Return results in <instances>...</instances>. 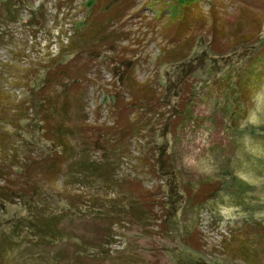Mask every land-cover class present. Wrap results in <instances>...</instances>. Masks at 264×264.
Masks as SVG:
<instances>
[{
  "label": "rangeland",
  "instance_id": "374dc122",
  "mask_svg": "<svg viewBox=\"0 0 264 264\" xmlns=\"http://www.w3.org/2000/svg\"><path fill=\"white\" fill-rule=\"evenodd\" d=\"M176 4L0 0V264H264V0H201L184 32ZM74 32L91 37L89 50L79 39L60 49ZM178 37L176 43L189 37L181 49L186 60L169 62L167 55L179 53L172 43ZM260 56V87L250 106L243 104L244 117L232 120V108L219 114L208 85L228 75L235 81ZM52 59L71 63L73 74L52 80L47 95L58 108L69 93L76 152L94 135L110 137L114 147L89 146L74 160L89 175L107 177L110 188L62 171L42 179V206L36 189L26 197L20 190L25 165L53 150L28 110ZM130 81L159 100L153 116L118 110L130 102L123 88ZM185 107L195 120L180 127ZM121 123L136 133L119 137ZM173 151L175 167L195 184L191 206L170 174ZM203 178L205 188L197 185ZM202 189L214 194L207 198ZM123 194L144 205L134 219L109 216ZM59 213L54 223L36 221Z\"/></svg>",
  "mask_w": 264,
  "mask_h": 264
},
{
  "label": "trees",
  "instance_id": "16d2710c",
  "mask_svg": "<svg viewBox=\"0 0 264 264\" xmlns=\"http://www.w3.org/2000/svg\"><path fill=\"white\" fill-rule=\"evenodd\" d=\"M200 1L201 0H176L177 4L173 7L175 8V10H177V15H175L174 13V19L178 20V30L184 32L190 26V16L188 15V12L190 8L195 6L196 3ZM29 19H31L32 22L34 19V15H30ZM101 21L102 19L97 21V23L93 26H95L96 28ZM14 22H17V20L15 19L13 23ZM199 22L201 24L200 20ZM188 38L189 37H186L179 43L176 42L182 39L181 37L175 38V41H172V43H176L175 47L179 48V53L169 56L167 55V61L183 62L186 60V56L181 55V49L185 45V42H188ZM77 39H79V41H82L84 50H89L91 48L92 43H89L91 37L86 36L85 39V37H83L82 35V38H79L78 33L74 32L72 35H70V37H67V45H64L65 47L62 45L63 47L61 46L60 49L66 47L69 48L72 44L77 43ZM85 52L88 53L89 51ZM260 59L259 57L253 60L250 59L246 63V65L237 73L236 79H234L235 81H233V78L228 75L226 77L217 78L208 85L206 92L210 96H215L216 100H218L217 105L215 106L219 114L223 115L224 113L232 110V120L236 121L238 117H244L245 110H247L250 106L252 95L257 92L260 87V84L258 82L259 80H261L263 72L255 71L257 67H261L260 62L263 61L261 56ZM48 68L49 70L47 71V78L45 79L42 89L40 90V93H42V95L38 100L36 99L35 101L30 102L31 105L28 110H31V120L35 122L34 124H38L40 126L39 128L42 134V138L50 143L53 150L51 154L47 155L46 157H42L39 161H37V159H33L25 165L26 168H23V177L27 187L23 190H20V194L26 197L29 195L30 190L36 189L34 191L36 192L37 200L41 203L42 206L47 204L41 200L43 198V195L40 193V183L42 182V179L46 180L52 178L53 176L60 174L62 171L64 172V174L67 173V176L69 178H78V180H85V182H90V184H92L93 186H98L100 188H110L107 177H96V174L89 175V173H87L86 165L81 161L74 160L76 158V155L83 153L89 146H96L97 148L101 149L99 144H102L103 142H105L106 145L112 144L108 142V140H110V137H107V140L104 139V141H102L101 139L98 140L99 138H101L100 136L96 137L94 135L92 137H87L85 143H83V148H81V151L76 152L79 148L77 149L75 148V146H78L79 144H73L72 142L74 140L71 141V137L74 136V128L72 126H69L68 121L70 117L68 106L71 105V102L68 101L70 100L68 99L70 98L69 93H67V95L63 97V100L65 99L63 102L65 103L63 105H59L58 108H56L57 104H54L47 95L48 87L50 86V82L52 80H57L60 74H65L66 76L68 74H73L71 63L62 64V62H54V60L52 59L51 65H49ZM76 72H79V70H77ZM74 78L75 77H70L68 81H75ZM123 88H125L126 93L129 92L128 94L130 97V102L127 103L126 106H119L118 110L122 114H125V117L129 112L133 116L138 113L142 114L143 116L148 114L153 116L154 112H157L159 108H162L159 104V100L154 97V93L150 91L149 87L145 85L142 87H135L134 81H130L128 84L125 83L123 85ZM62 91H64V89ZM75 99L76 98L72 97L73 101H75ZM152 100H154L153 103H151ZM34 103L35 105H33ZM245 103H247L249 106L247 107V109H244L243 113L241 114V109L243 108V104ZM46 106H51L50 110H47ZM193 115V111L185 107L183 115L180 117L178 116L180 127H183V124H186L191 120H195ZM13 125H16V123H14ZM121 125L123 126L120 127V130L118 132L119 137L122 136V133H125V131L136 133V128L124 126V124L122 123ZM125 127L129 131H127ZM173 134H175L176 136V133ZM166 158L170 160V162H168V164L170 163V167L172 168L170 174H174V176H176L179 185L178 188L182 191L185 198V205L191 206L194 199L192 195V189L195 184L190 180H185L182 177V171L175 167V162L178 160V157L175 155L174 151L168 154ZM156 160L157 159H154V162H156ZM197 185L199 187L205 188L207 185H209V182L206 178H203L202 180L200 179L198 181ZM202 190V195H205L207 198H210L211 195L214 194V190H211V193L206 189ZM19 198H21V196H19ZM119 198L120 199H118L114 206L109 207L112 211H116L118 213L117 215H113V212H111V215H109L110 217L126 216L129 217V219H134L133 216L137 212L136 208H139V204H141L140 209L144 207L141 201L126 196L125 194L120 195ZM200 205V203H196L195 206L200 207ZM61 218L62 215L59 213L57 215L51 214L49 218L37 217L36 221L39 223L43 222L44 224L46 223V220H48L49 222L54 223L56 220H61Z\"/></svg>",
  "mask_w": 264,
  "mask_h": 264
}]
</instances>
